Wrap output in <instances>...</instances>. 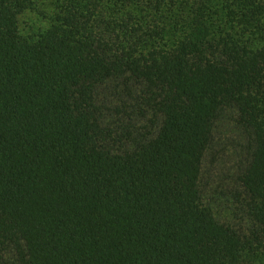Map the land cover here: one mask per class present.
<instances>
[{"label": "trees", "instance_id": "trees-1", "mask_svg": "<svg viewBox=\"0 0 264 264\" xmlns=\"http://www.w3.org/2000/svg\"><path fill=\"white\" fill-rule=\"evenodd\" d=\"M0 264H264V0H0Z\"/></svg>", "mask_w": 264, "mask_h": 264}, {"label": "rangeland", "instance_id": "rangeland-1", "mask_svg": "<svg viewBox=\"0 0 264 264\" xmlns=\"http://www.w3.org/2000/svg\"><path fill=\"white\" fill-rule=\"evenodd\" d=\"M24 19H25L24 25L26 26L27 30H33L41 23V20L36 16L35 13L27 14ZM224 132L227 133L229 136L234 135V132H230L225 129H224Z\"/></svg>", "mask_w": 264, "mask_h": 264}]
</instances>
